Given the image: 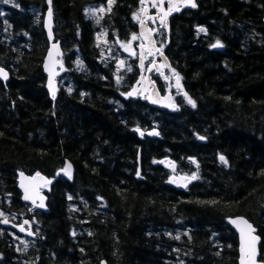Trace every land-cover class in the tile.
Listing matches in <instances>:
<instances>
[{
	"label": "trees",
	"instance_id": "trees-1",
	"mask_svg": "<svg viewBox=\"0 0 264 264\" xmlns=\"http://www.w3.org/2000/svg\"><path fill=\"white\" fill-rule=\"evenodd\" d=\"M105 2L52 0L74 85L54 100L44 71L48 0H0V66L11 73L0 80V264H238L234 216L258 228L264 262V0H201L172 18L163 46L187 95L172 111L127 96L136 59L129 72L100 62L88 8ZM141 8L115 0L102 24L129 40ZM157 39L166 43V31ZM155 128L159 138L138 134ZM163 158L197 182L169 185ZM20 171L55 180L46 211L23 201ZM3 215L35 221L32 246L19 245Z\"/></svg>",
	"mask_w": 264,
	"mask_h": 264
},
{
	"label": "water",
	"instance_id": "water-1",
	"mask_svg": "<svg viewBox=\"0 0 264 264\" xmlns=\"http://www.w3.org/2000/svg\"><path fill=\"white\" fill-rule=\"evenodd\" d=\"M200 0H164L163 4L160 3V0H144L142 3L144 5V10L142 12L141 21L139 22V35L142 39V43L139 48V62L138 66L141 71V75L137 82L131 87L128 92L129 97L137 98L141 96L146 98L149 104L156 108H166L172 110L174 108V98L171 92L162 94L158 83L153 79L152 74L156 72L157 74L164 77L167 70L172 69V62L168 55L162 50L158 45L156 34L158 32V26L156 22V17L159 19L161 27H166L168 33L167 45L170 44V35H171V18L183 12L185 9L197 10L199 8ZM49 10H51V15H49V10L45 15L44 26L47 33L49 41V49L44 61V71L47 75V90L50 94V97L54 100L58 97L59 84L58 78L63 76L65 73L64 64L62 58L64 56V49L62 43L56 39V34L54 31V12L52 7V0H48ZM195 4V7L192 4ZM158 5V10L162 13L157 15L150 16L152 6ZM169 8L171 11L169 12ZM165 12H168L167 15H164ZM152 19L155 28L150 24L149 20ZM216 49H220L221 45L216 44ZM160 54V61L152 62L147 71H145L146 66V57H155ZM11 79V73L8 69L0 66V80L4 83H7ZM140 136L147 135L151 138L159 137V130H149L139 131ZM203 140V139H202ZM160 164H163L167 169L173 172L168 179V184L173 185L177 189L185 190L192 184L197 181V174L193 176L185 174H176L177 171V162L170 158H164L159 161ZM64 173L68 179L72 178L74 175V165L71 161L67 160L65 164ZM142 177V163L141 155L139 157V167H138V178ZM54 180H50L44 174H35L29 175L24 171H20L18 174V185L19 189L23 194V201L37 207L41 210L48 209V197L43 192L46 186L51 185ZM28 197L25 199V197ZM241 218L244 221H247L248 224L252 225V228L255 230L252 235L259 237V240L256 243L257 255L255 257V264H264L263 261H260V246L262 243V238L258 232V228L245 216H234L227 219V223L232 227V229L237 233L239 239V261L238 264H241V228L245 229L247 232L246 226L241 222ZM4 225L9 229H14L18 234L28 236L31 238H36L37 234L34 230V223L30 218L25 219L22 223H15L9 219L5 220ZM232 221H237L233 223ZM239 224V227L237 226ZM23 229V230H22ZM100 264H109L107 260L103 259Z\"/></svg>",
	"mask_w": 264,
	"mask_h": 264
},
{
	"label": "rangeland",
	"instance_id": "rangeland-1",
	"mask_svg": "<svg viewBox=\"0 0 264 264\" xmlns=\"http://www.w3.org/2000/svg\"><path fill=\"white\" fill-rule=\"evenodd\" d=\"M10 1L14 3V0H10ZM114 1L115 0H112V2L109 3V0H107V2L105 3H99L89 6L88 16L98 26L97 44L101 53L100 62L106 66L114 64L115 66L114 68L116 69V71L129 72L133 69V63H132L133 60L138 58L137 48L139 45L140 38L139 40L136 39L134 41L131 37L129 40L125 41L118 35V32L116 30L112 31V29H110L108 26L102 24L103 17L111 11ZM76 65L82 66L79 59L76 62ZM164 82L166 88H169L171 90L177 89L179 90L178 95L182 98L184 97L185 91H184L182 79L176 71L172 72L169 76H167ZM59 84L66 87L68 90H72L74 88L73 82L70 79V77L67 75V72L65 76L62 78V80H60ZM120 85L121 87L126 86L122 79ZM184 99L186 100L187 98ZM6 219H11V218L8 215H3L2 223H4ZM13 235L15 236L16 241L22 247L28 248L33 245V243L28 241L27 239L19 237L15 234Z\"/></svg>",
	"mask_w": 264,
	"mask_h": 264
},
{
	"label": "snow or ice",
	"instance_id": "snow-or-ice-1",
	"mask_svg": "<svg viewBox=\"0 0 264 264\" xmlns=\"http://www.w3.org/2000/svg\"><path fill=\"white\" fill-rule=\"evenodd\" d=\"M5 2H7V0H5ZM112 0H109V3H111ZM144 0H141V3H143ZM164 0H160V3L163 4ZM193 7H195V4H192ZM102 10V9H101ZM169 12L171 11V8H169L168 10ZM168 12H165L164 15H167ZM49 15H51V10H49ZM201 31H204V29H201ZM132 39L135 40L136 36L133 35ZM219 43V42H217ZM216 46V45H214ZM190 103L193 104V106H195L194 102L189 100ZM221 160L223 161L224 158L221 157ZM28 197L26 196L25 199H27ZM0 215H2V213H0ZM5 223L7 221H4ZM233 223H237V221H232ZM241 222L246 226L247 228V232H245L244 228H241V248L240 251L242 253L241 255V264H255V257L257 255V249H256V243L259 240V237L252 235V233L255 231L252 228L251 224H248L247 221H244L241 218ZM237 226L239 227V224H237ZM23 230V229H22Z\"/></svg>",
	"mask_w": 264,
	"mask_h": 264
},
{
	"label": "flooded vegetation",
	"instance_id": "flooded-vegetation-1",
	"mask_svg": "<svg viewBox=\"0 0 264 264\" xmlns=\"http://www.w3.org/2000/svg\"><path fill=\"white\" fill-rule=\"evenodd\" d=\"M158 5H159V4H157V5H155V6H152L150 16L157 15L158 13H161V12L158 10ZM185 11H186V10H185ZM183 12H184V11H183ZM161 14H162V13H161ZM155 19H156L157 25L159 26V19H158V17H156ZM151 22H152V19H151ZM158 60H159V57H158ZM153 61H154V58H153ZM166 77H167V75H166Z\"/></svg>",
	"mask_w": 264,
	"mask_h": 264
}]
</instances>
